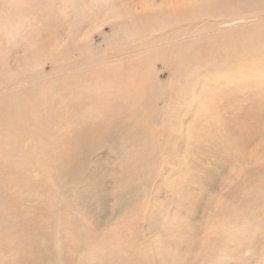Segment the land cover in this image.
<instances>
[{
    "label": "rangeland",
    "instance_id": "374dc122",
    "mask_svg": "<svg viewBox=\"0 0 264 264\" xmlns=\"http://www.w3.org/2000/svg\"><path fill=\"white\" fill-rule=\"evenodd\" d=\"M0 1V264H264V0Z\"/></svg>",
    "mask_w": 264,
    "mask_h": 264
},
{
    "label": "bare ground",
    "instance_id": "6f19581e",
    "mask_svg": "<svg viewBox=\"0 0 264 264\" xmlns=\"http://www.w3.org/2000/svg\"><path fill=\"white\" fill-rule=\"evenodd\" d=\"M216 1L218 0H200V2H202L203 4L205 5H211L213 3H215ZM241 0H239L240 2ZM258 1V0H257ZM1 2V1H0ZM259 22L261 21H264V18H260L258 19ZM246 18H242V17H238V18H234L231 20V22H225L221 29L219 31H216V34L218 36V38H222V44H225V42L223 41L224 40V36L225 35H230L231 38L233 39L234 43L235 44H239L240 43V40H241V37H243L242 41H241V44L242 46L240 47L239 50H232V49H229L227 46L224 48V51L223 53H221L219 55V58L221 60H224L225 57L229 54L233 55V56H236V57H240L241 58V63L235 67L229 65V64H226V63H216V64H213V65H210L208 67V70H209V73H214V74H218V73H221V72H225V73H229V72H233V76L234 77H237L238 79L241 80V78L245 75H250V70H252L254 68V63L252 62H248L246 61V59L244 58V56H246L247 54H250L248 52H254V49H253V46L255 45L254 43V40H253V37L252 35H241V34H235V32L237 31V27H239L242 23H245L246 24ZM224 22V21H223ZM91 29L88 30L87 32H85L83 34V36L85 38H88V34L90 33ZM234 34V35H233ZM217 36H214L213 39L217 38ZM236 36V37H235ZM192 47L196 48V43L193 42V45ZM209 49L211 51H217V50H220V44L217 42V41H214L213 42V45H209ZM255 52L257 54V56H261L262 55V52L259 48H255ZM245 73V74H244ZM251 76V75H250ZM251 77H254L256 78H260V79H264V75H258V74H255L253 73ZM236 78V79H237ZM232 80V79H231ZM230 81V80H229ZM225 82L227 83L226 86H228L230 88V85H231V82L234 81L232 80L231 82ZM237 82L239 80H236ZM234 81V84L237 85ZM243 82V81H242ZM246 82L245 84H243L241 87H245V85H249L253 83V81H244ZM240 84V82H238ZM225 86V88H226ZM233 86V85H232ZM241 87H239V90L241 89ZM244 89V88H243ZM250 90V89H249ZM237 91V90H236ZM241 91V90H240ZM239 91V92H240ZM252 91V90H251ZM242 92V91H241ZM219 95H223V92H221ZM235 97V96H234ZM206 100V99H205ZM191 101V100H190ZM214 101V100H213ZM212 102V101H211ZM210 102V103H211ZM204 103V101H203ZM205 103L207 104V102L205 101ZM192 105V103H190ZM189 104V106H191ZM202 104V103H201ZM204 105V104H203ZM202 105V107H203ZM205 107V105H204ZM208 112V115L210 116V119H213V116L210 114V111H209V108L207 110ZM216 122V121H215ZM187 130V129H186ZM185 130V131H186ZM184 131V132H185ZM188 133V132H187ZM186 133V134H187ZM184 134V133H183ZM191 134V133H190ZM185 135V134H184ZM186 136V135H185ZM192 136V135H191ZM189 138V136H188ZM1 182H0V187H1ZM239 215L240 213L239 212H236V211H230L229 215H228V218L225 220V221H222L221 225H230V223H237L240 219H239Z\"/></svg>",
    "mask_w": 264,
    "mask_h": 264
}]
</instances>
